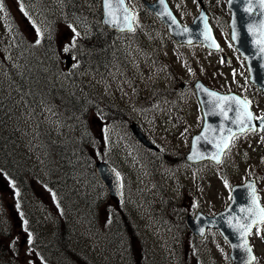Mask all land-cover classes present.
I'll list each match as a JSON object with an SVG mask.
<instances>
[{"label": "rangeland", "instance_id": "1", "mask_svg": "<svg viewBox=\"0 0 264 264\" xmlns=\"http://www.w3.org/2000/svg\"><path fill=\"white\" fill-rule=\"evenodd\" d=\"M67 1L0 0L3 4L0 10V69H3L1 63L8 66L11 60L9 28L5 20L10 21L30 44H35L36 29L47 36L50 34L63 75L75 68L73 53H77L74 47L63 51L73 37L69 25L83 32L84 26L92 27L86 23L93 25L96 18L99 22L100 0H77L78 16L73 9H65ZM125 1L137 17L136 30L115 36L113 51L117 53L111 54V67L106 76L101 78L88 73L78 77L85 87L95 89L99 95L87 119V156L92 164L105 161L119 174L120 199L115 202L105 198L96 215L95 231L85 227L81 230L79 216L68 214L64 219L75 226L72 228L75 240L92 243L83 247L86 254L98 251L100 239L107 234L108 227L117 225L118 218H124L127 226L120 223L118 229L127 240L123 245V251L127 252L123 254L126 264H228L217 239L210 237L203 244L206 246H192L191 235L183 225L184 217L196 211L213 214L221 210L229 199L230 185L253 174L248 173L249 168L264 166V136L235 139L222 167L208 163L191 166L183 160L191 135L201 126L191 82L200 79L207 86L208 82L212 83L215 88H211L217 91L224 92L229 87L240 94L252 93L243 65L229 43L224 1L212 2L209 14L215 35L229 55V64L200 46L176 45L157 19L143 9L141 0ZM168 2L182 24L190 22L198 11L194 0ZM179 83L185 87L180 89ZM100 115L111 121H104ZM132 121L153 139L160 153L147 151L134 142L128 132ZM68 130V134L74 133L70 125ZM257 174L264 175V167ZM75 202L79 204L78 200ZM29 211L36 215L32 217L33 227L43 228L40 233L44 235H48V228L58 222L50 192L37 183L29 193V208L24 210L28 214ZM25 229L16 200L0 180V230L9 234L4 239L0 237L7 251L2 261L0 256V264H29V261L41 264L34 239L39 232L31 231L32 244L29 246V232ZM16 237H19L18 249H10L9 242ZM131 239L141 246L143 256L131 249ZM173 252L176 263L170 260L169 254ZM13 253L17 257L13 258ZM76 262L88 264L86 260Z\"/></svg>", "mask_w": 264, "mask_h": 264}, {"label": "trees", "instance_id": "2", "mask_svg": "<svg viewBox=\"0 0 264 264\" xmlns=\"http://www.w3.org/2000/svg\"><path fill=\"white\" fill-rule=\"evenodd\" d=\"M78 7L77 0L65 2V9H73L77 16ZM5 22L11 60L8 66L1 63L0 69V180L16 200L24 227L29 233L39 232L34 235L38 257H43L44 264H78L76 261L82 260L88 264H126L123 245L127 240L118 229L120 223L127 226L126 219L118 218L117 225H110L100 239L99 250L90 254L83 247L92 243L75 240V226L64 219L68 214L79 216L81 230L85 227L95 231L96 215L105 201V194L101 195L104 190L87 156V119L99 95L95 89L85 87L78 77L88 73L101 78L107 75L111 54L117 53L113 51L117 34L102 28L97 18L93 25L86 23L92 27L84 26L83 32L79 31L81 36L74 47L77 55L73 53L76 66L63 75L52 38L30 44L10 21ZM69 125L73 134L67 133ZM35 183L50 192L57 211L58 222L49 227L51 230L48 228V235L40 233L43 228L33 227V212H24L29 208V193ZM0 237L4 239L9 234L0 230ZM129 246L143 256V249L134 239L129 240ZM5 254V246L0 242L1 261ZM11 255L17 257L15 253ZM112 257L115 261H111Z\"/></svg>", "mask_w": 264, "mask_h": 264}, {"label": "water", "instance_id": "3", "mask_svg": "<svg viewBox=\"0 0 264 264\" xmlns=\"http://www.w3.org/2000/svg\"><path fill=\"white\" fill-rule=\"evenodd\" d=\"M145 7H147L150 11H152L160 21L166 26L168 34L177 42V43H185V44H193L200 43L205 45L208 49L216 51L219 49V44L215 40L213 36L212 29L207 22L206 15L203 11L198 14V16L194 19L192 24L187 26H182L176 19L177 23L173 24L171 19L166 15L167 12H170L172 16H174L169 9L166 1L164 0V4H160L158 0L149 4L144 2ZM228 9L231 12L230 19V29H231V40L234 44L235 49L238 53L244 58L245 65L248 70L249 80L252 83H257L262 90H264V55H261L257 50V45L255 43V34H259L262 30L255 22L261 19L260 15L257 13L256 15H247L244 11V8L248 7L244 3V0H233L232 3L227 1ZM258 5L253 6V12H256V7ZM101 25L104 28H107L111 31L116 32H130L127 30L121 31L119 28L113 27L111 25L105 24V10L101 0ZM264 11V9H261ZM175 17V16H174ZM253 25V32H249L247 29V25ZM206 25V26H205ZM134 27V26H133ZM187 28V31L185 29ZM237 36L236 40H233V35ZM214 41V43H213ZM218 45V47H217ZM224 61H228L227 56H223ZM197 84L203 86L210 91H213L202 84L201 81H196L193 84V88L196 94V99L199 103V107L201 110V115L203 119L202 128L200 132L193 136L190 142V148L188 152L185 154L184 158L188 163H198L205 160H210L214 162V159H211L213 155L217 152L216 144L212 143L215 139L216 142L220 140V134L218 132L208 131L206 134V138H202L201 140H196L197 136H200L204 131L205 127L209 129H221V128H231L234 133L240 132L237 129V126L231 123L229 120L223 119V114L219 112L218 108H215L214 105L217 103L216 98L208 96L202 89H198L196 87ZM217 92V91H215ZM219 93V92H217ZM221 94V93H220ZM225 96H231L235 94H221ZM237 96V95H235ZM230 103V102H229ZM230 118L235 117L234 112L228 113ZM255 124H259V121L254 122ZM129 132L133 136V138L140 143L142 146L158 151L159 149L151 142V140L147 137L144 131L138 126L137 123H131L129 125ZM190 155H194L195 158L189 160L188 157ZM222 156V155H221ZM221 160V157H220ZM94 172L96 177L99 179L101 184L105 187L108 195L113 200L119 199V182L116 173L111 169L109 165L103 162H97L94 165ZM253 185L248 182L243 185L234 186L231 188V199L228 206L215 214L214 216H206L201 212H198L194 218L187 216L184 220L185 225L188 229L191 230L193 234L198 237H202L207 228H216L219 231L226 229L231 232L233 226L228 223L229 219L233 221H237L238 218H241L243 215H240L238 212L244 208L246 205L252 207H260L257 198L255 199V203L253 202ZM256 197V194H255ZM201 229H203V233L201 234ZM251 257V253L249 254L246 250H231L230 256L232 261L238 260L239 257L248 256Z\"/></svg>", "mask_w": 264, "mask_h": 264}, {"label": "snow or ice", "instance_id": "4", "mask_svg": "<svg viewBox=\"0 0 264 264\" xmlns=\"http://www.w3.org/2000/svg\"><path fill=\"white\" fill-rule=\"evenodd\" d=\"M160 4H164V0H158ZM196 3H200V0H194ZM230 3L233 0H229ZM244 3L248 5V7L244 8V11L247 15H255L259 14L261 19L256 23L262 30H264V0H244ZM102 4L105 10V24L111 25L113 27L119 28L121 31L127 30L130 32H134L135 28L133 27V22L137 21V17L132 14L131 10L126 6L125 0H102ZM258 5L256 7V12H253V6ZM21 11H24L23 4L20 5ZM3 9V4L0 3V10ZM27 16V13H25ZM166 15L171 19L173 24L177 23L174 16L171 15L170 12H167ZM138 22V21H137ZM206 26V25H205ZM73 32V38L71 40L70 45L65 46L63 51L67 52L71 47L76 46L77 38L81 36V33L77 31V28L73 25H69ZM247 29L249 32H253V25H247ZM38 36L35 41L36 44L41 43L42 39H50V34L48 36H44V33L39 29H36ZM187 31V28L185 29ZM255 43L257 45V50L261 55H264V31H261L259 34L254 33ZM237 36L233 35V40H236ZM214 43V41H213ZM218 47V45H217ZM196 87L198 89H202L208 96L216 98L217 103L214 105L215 108L219 109V112L223 114L224 120H229L231 123L237 126V129L243 133L248 130H258L264 131V116L255 117L253 113L249 110V101L244 98H240L235 95L225 96L217 93L215 91H210L206 88H203L202 85L197 84ZM230 102V103H229ZM234 112L235 117L230 118L228 113ZM254 121H259V128H257ZM187 131V129L185 130ZM208 131L218 132L220 134L219 142H216L215 139L212 143L216 144L217 152L215 155L210 157L214 159L216 163H221L220 160L221 155H227V151L231 150V142L235 140L236 135L231 128H221V129H209L205 127L204 131L200 136H197L196 140H201L202 138H206V134ZM194 155H190L188 157L189 160L194 159ZM119 175V174H117ZM225 186L227 187V181H225ZM14 187V185H13ZM253 202L255 203V189L253 188ZM244 215L241 218H238L237 222L234 224L232 219L228 220V223L236 228L239 233L240 238L243 241V247L250 254L252 252L251 247L248 244L247 236H249L252 232V229L255 227L257 229V234H259L260 226L264 225V207H252L249 206L247 208H242L240 210ZM25 223H27L25 221ZM27 231V229H25ZM203 233V229H201V234ZM19 241V237L14 238L9 242V248H14ZM27 243L29 246L32 244V235L28 233ZM233 247H239V245H233ZM41 261V264H44L43 257H38ZM252 260L256 258L254 256L251 257ZM29 264H35V261H29Z\"/></svg>", "mask_w": 264, "mask_h": 264}, {"label": "flooded vegetation", "instance_id": "5", "mask_svg": "<svg viewBox=\"0 0 264 264\" xmlns=\"http://www.w3.org/2000/svg\"><path fill=\"white\" fill-rule=\"evenodd\" d=\"M211 0H207L205 1L204 3V6H206V8L208 9V4ZM251 91L252 93L251 94H241L243 95L247 100L250 101L251 103V108H252V111L254 113V116L255 117H261L264 115V94L259 91L257 89V87L253 86L251 87ZM261 136V135H264V133L260 132V131H247L245 134L243 135H237L235 139L237 138H242V137H247V136ZM233 147V142L231 143V148ZM244 148L246 149V145L244 146ZM239 153V156L242 154L241 151L239 150L238 151ZM259 152H253V154H258ZM228 154L225 155L224 157V164L226 163V159L228 157ZM262 167H257V168H249V171H251L253 174H251L250 177L246 178V177H241L237 183H243L245 182L246 180L248 179H254L255 180V185H256V189H257V193H258V196L260 198V201H261V204L262 206L264 207V175H258V171H260ZM217 236L218 233L216 231H212V232H209L206 237L208 236ZM219 240H220V243L222 244L224 250L226 251V256L228 257V262H230V259H229V249H230V245L231 244H234L235 241H240L238 243L239 244H242L240 247H243V241L242 239L240 238V236H237V235H232V236H224V235H221L219 234ZM247 241H248V244L249 246L251 247L253 253H254V256H255V260L252 264H264V225H261L260 226V231H259V234H257V229L254 227L252 229V232L249 236H247ZM231 263V262H230ZM232 264V263H231Z\"/></svg>", "mask_w": 264, "mask_h": 264}]
</instances>
